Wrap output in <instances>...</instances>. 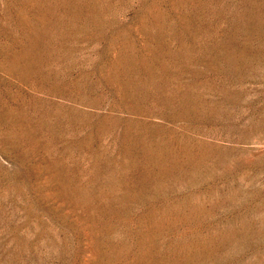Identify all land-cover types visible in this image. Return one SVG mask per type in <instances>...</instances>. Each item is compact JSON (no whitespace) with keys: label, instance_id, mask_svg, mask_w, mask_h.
I'll list each match as a JSON object with an SVG mask.
<instances>
[{"label":"rangeland","instance_id":"1","mask_svg":"<svg viewBox=\"0 0 264 264\" xmlns=\"http://www.w3.org/2000/svg\"><path fill=\"white\" fill-rule=\"evenodd\" d=\"M0 264H264V0H0Z\"/></svg>","mask_w":264,"mask_h":264}]
</instances>
